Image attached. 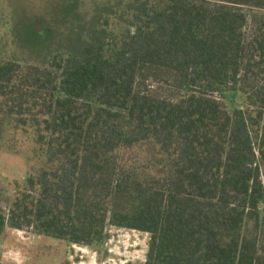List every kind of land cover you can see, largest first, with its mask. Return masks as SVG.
<instances>
[{
    "label": "trees",
    "instance_id": "trees-1",
    "mask_svg": "<svg viewBox=\"0 0 264 264\" xmlns=\"http://www.w3.org/2000/svg\"><path fill=\"white\" fill-rule=\"evenodd\" d=\"M103 1L79 21L68 3L49 46L0 59V105L40 159L0 233L91 248L109 223L149 235L144 264H264V0ZM145 142L161 177L124 167Z\"/></svg>",
    "mask_w": 264,
    "mask_h": 264
},
{
    "label": "rangeland",
    "instance_id": "rangeland-1",
    "mask_svg": "<svg viewBox=\"0 0 264 264\" xmlns=\"http://www.w3.org/2000/svg\"><path fill=\"white\" fill-rule=\"evenodd\" d=\"M102 1V0H101ZM100 0H0V59L24 57L22 51H40L49 46L46 36L60 24L53 15L67 18V5L77 4L76 21ZM117 3V0H107ZM105 3V0L103 1ZM55 20V21H54ZM115 19L110 28L119 30ZM53 22V23H52ZM48 25V26H47ZM38 37L34 38L33 30ZM44 40H42V39ZM55 38L59 34L55 33ZM20 56V57H21ZM33 98L30 96V100ZM228 109L244 110V99L232 92L223 96ZM10 102L0 105V214H7L17 186H22L30 174L39 171L38 147L32 130L24 131L16 124L18 114L8 111ZM260 126H263L260 124ZM125 169L141 177H161L167 172L168 156L152 142L136 145L121 154ZM264 184V178L262 177ZM118 206L125 203L117 202ZM264 212V204L260 205ZM249 226V225H248ZM104 240L91 248L66 241L38 236L30 231L12 230L4 226L0 233V264H144L149 235L106 224Z\"/></svg>",
    "mask_w": 264,
    "mask_h": 264
}]
</instances>
